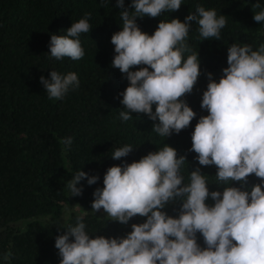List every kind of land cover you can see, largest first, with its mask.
Returning <instances> with one entry per match:
<instances>
[{
  "label": "clouds",
  "instance_id": "1",
  "mask_svg": "<svg viewBox=\"0 0 264 264\" xmlns=\"http://www.w3.org/2000/svg\"><path fill=\"white\" fill-rule=\"evenodd\" d=\"M182 0H116L123 21L114 33V58L111 67L119 69L128 81L120 93L123 122L132 113L143 114L153 122L152 131L170 137L188 128L196 113L182 99L193 92L200 75V60L187 44L192 22L199 28V39L220 40L226 17L215 9L196 5L181 22H160L153 34L143 32L137 18H157L163 12H175ZM102 5L107 0H101ZM129 8L134 11H129ZM254 8L257 23L264 22V8ZM91 13L72 23L66 35H51L50 59L65 57L74 61L85 56L80 35L88 33ZM187 55L185 59V54ZM227 67L217 83L211 73L203 92L201 116L191 134V149L200 166H215L218 185L223 191H210L207 177L197 167L187 184L181 174L186 156L167 144L149 152L140 160L111 166L103 177V188L93 192V213L103 210L112 222L127 225L134 217L146 221L132 224L126 237L91 238L83 217L76 218L55 238L60 264H264V44L257 50L250 45L232 44L227 49ZM138 68L139 70H132ZM50 79L40 77L50 100H62L68 91L78 89V74L66 75L53 70ZM153 106L155 111L153 112ZM158 121V123H157ZM67 151L72 137L62 139ZM131 145L115 148L111 158L122 160L133 152ZM259 183L248 187L253 175ZM82 180L89 186L98 176L77 171L67 184L72 197L81 196ZM211 198L212 205L206 203ZM179 200L178 216L172 217L165 207ZM64 227V226H63ZM203 237L204 247L197 234ZM11 252L4 254L8 261Z\"/></svg>",
  "mask_w": 264,
  "mask_h": 264
},
{
  "label": "trees",
  "instance_id": "2",
  "mask_svg": "<svg viewBox=\"0 0 264 264\" xmlns=\"http://www.w3.org/2000/svg\"><path fill=\"white\" fill-rule=\"evenodd\" d=\"M257 2L264 8V0H182L178 11L163 12L157 18H137L139 28L151 35L161 21L184 22L196 5L215 9L218 16L226 17L220 40L199 39V26L192 22L187 44L200 60V75L193 92L182 99L197 115L179 134L160 137L152 131L153 122L146 115L132 113L133 118L127 122L119 118L123 111L119 94L128 81L119 69L111 67L115 55L111 37L123 28L116 0H107L106 5L101 0H0V264H60L55 238L69 225L75 226L78 216L83 217L91 238L126 237L132 224L144 223L146 218L137 216L123 225L108 217L71 213L61 225L53 221L70 201L92 210L93 192L103 188L109 167L125 160L138 162L166 144L176 149L178 156H186L181 169L184 184L200 167L210 191L239 187L231 182L218 185L216 167L200 166L189 149L195 125L201 116L208 115L200 107L209 83L207 74L219 82L228 66L227 49L232 44L250 45L253 50L264 44V22L253 19L261 10L254 8ZM131 3L125 0V7ZM85 13H91L90 31L80 35L85 56L78 61L50 59L51 35H66L71 24ZM53 70L62 75L77 73L80 87L70 89L62 100H50L40 77L50 79ZM67 137H72L73 143L65 151L60 141ZM124 145H131L133 152L122 160H113L114 149ZM81 170L99 180L91 186L82 180L77 185L83 188L82 195L72 197L67 184ZM256 183L259 180L254 174L248 177L249 188ZM180 206L177 200L164 211L177 217ZM197 236L204 247L203 237L199 233ZM7 252L12 256L5 261Z\"/></svg>",
  "mask_w": 264,
  "mask_h": 264
},
{
  "label": "rangeland",
  "instance_id": "3",
  "mask_svg": "<svg viewBox=\"0 0 264 264\" xmlns=\"http://www.w3.org/2000/svg\"><path fill=\"white\" fill-rule=\"evenodd\" d=\"M206 203H208L209 205H212L214 202L211 200V198H209L206 201ZM71 213L83 214V215L84 214H90V215H95L97 217H107L106 213H104L103 211H100L98 213H93L92 210H87L83 207L77 206L70 201L67 205H65L62 208V212L60 214L59 219H57L56 222L55 221H53V222L57 225H61L62 223H64L68 219V217L70 216ZM43 221L48 222L49 220L44 219Z\"/></svg>",
  "mask_w": 264,
  "mask_h": 264
}]
</instances>
